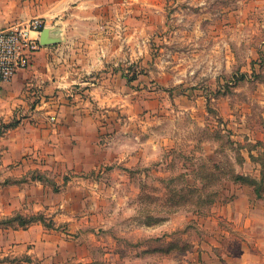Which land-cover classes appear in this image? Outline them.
I'll use <instances>...</instances> for the list:
<instances>
[{"label":"rangeland","instance_id":"obj_1","mask_svg":"<svg viewBox=\"0 0 264 264\" xmlns=\"http://www.w3.org/2000/svg\"><path fill=\"white\" fill-rule=\"evenodd\" d=\"M16 2L0 264H264V0Z\"/></svg>","mask_w":264,"mask_h":264},{"label":"built area","instance_id":"obj_2","mask_svg":"<svg viewBox=\"0 0 264 264\" xmlns=\"http://www.w3.org/2000/svg\"><path fill=\"white\" fill-rule=\"evenodd\" d=\"M43 29L45 26L39 19L0 28V85L29 68L32 55L41 47L39 36Z\"/></svg>","mask_w":264,"mask_h":264},{"label":"crops","instance_id":"obj_3","mask_svg":"<svg viewBox=\"0 0 264 264\" xmlns=\"http://www.w3.org/2000/svg\"><path fill=\"white\" fill-rule=\"evenodd\" d=\"M16 5H17L16 0H0V28L1 29L7 28L10 26H14V25H23L24 23H26V18L24 17V14L21 13V11H20V13L16 12ZM17 75L15 77H17ZM15 79L16 78L12 79L9 83H6L4 85H0V87L11 86L13 84V82L15 81ZM24 123H25L24 120H22L21 122L19 121L18 126L15 127V129L9 130L8 132L9 133H16V132L20 131V129L22 128ZM19 140H21V139H19ZM11 149H12V145H11ZM9 150H10V148H9ZM23 155H25V154H20L19 156H17L15 158L16 162H18V163L22 162L24 164L25 159L22 158ZM15 160H13V162ZM19 196H21V195L19 194ZM26 235H27V237H29V240L33 239V237L30 234H26ZM77 261H80V260L78 259Z\"/></svg>","mask_w":264,"mask_h":264},{"label":"water","instance_id":"obj_4","mask_svg":"<svg viewBox=\"0 0 264 264\" xmlns=\"http://www.w3.org/2000/svg\"><path fill=\"white\" fill-rule=\"evenodd\" d=\"M54 41L50 38V30L43 29L39 36V45L41 47H46L49 44H53Z\"/></svg>","mask_w":264,"mask_h":264},{"label":"trees","instance_id":"obj_5","mask_svg":"<svg viewBox=\"0 0 264 264\" xmlns=\"http://www.w3.org/2000/svg\"><path fill=\"white\" fill-rule=\"evenodd\" d=\"M27 223H29V221H28ZM27 223H25V224H27ZM25 224H24V225H25Z\"/></svg>","mask_w":264,"mask_h":264}]
</instances>
